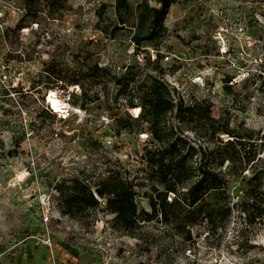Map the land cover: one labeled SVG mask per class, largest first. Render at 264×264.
I'll use <instances>...</instances> for the list:
<instances>
[{
    "label": "rangeland",
    "instance_id": "obj_1",
    "mask_svg": "<svg viewBox=\"0 0 264 264\" xmlns=\"http://www.w3.org/2000/svg\"><path fill=\"white\" fill-rule=\"evenodd\" d=\"M141 1L129 0L134 9ZM62 2L35 0L29 10L26 0H0V264H264V213L250 224L240 217L245 185L229 163L218 171L228 180L235 212L210 235L197 225L187 241L159 220L128 235L113 227L103 199L80 220L63 215L58 183L77 176L96 183L110 171L130 176L138 204L150 210L143 149L150 137L119 134L99 100L88 110L75 106L70 93L80 88L63 89L43 73L52 58L115 71L128 64L152 70L160 58L164 73L153 74L177 99L204 103L217 125L250 141L240 156L255 159L243 176L260 173L256 202L264 208V0H177L162 41L142 48L132 40L135 10L120 15L116 0ZM50 102L56 115L42 113ZM178 132L196 150L212 145L204 123ZM14 137L23 138L20 146ZM220 137L231 139L219 133L215 140Z\"/></svg>",
    "mask_w": 264,
    "mask_h": 264
},
{
    "label": "trees",
    "instance_id": "obj_2",
    "mask_svg": "<svg viewBox=\"0 0 264 264\" xmlns=\"http://www.w3.org/2000/svg\"><path fill=\"white\" fill-rule=\"evenodd\" d=\"M34 1L26 0L29 10ZM44 1L47 5L63 3L62 0ZM176 1L142 0L134 9L129 0H116L120 15H133V10L136 12V32L132 40L137 48L162 41L167 31V15ZM102 30L108 32L107 28ZM159 60L157 58V66L152 70L147 64H128L121 71L98 62L86 61L71 67L52 58L45 63L43 73L47 82L61 83L66 90L71 86L80 88L79 93H70L73 105L88 110L90 103L99 100L103 110L115 121L119 134L129 132L150 137L143 147L144 177L151 183V192L147 194L150 210L138 204L136 184L130 176L110 171L96 183L78 176L58 183L60 212L80 220L89 211L100 209L103 199V209L113 214L112 225L117 230L135 236L143 223L159 220L190 241L193 227L205 224L210 235L225 227L234 214L228 180L218 171L229 163L231 174L241 176L245 185L244 198L238 209L240 217L243 216L249 224L254 222L264 213L263 206L256 202L263 178L258 171H251L248 177L243 176L255 159L252 156L243 160L240 156L241 150L250 146V141L243 140L244 136L229 126L217 125V119L204 103L189 104L177 99L174 89L164 78L153 74L158 69L164 73ZM100 93L104 101L100 99ZM130 110L138 114L133 115ZM42 111L44 115H56L49 106ZM198 123H204L211 129L212 145L196 150L187 144L178 128L182 125L193 127ZM219 133L231 139L220 137L215 140ZM13 140L18 147L23 138L14 137ZM197 154L199 161L194 162ZM240 247L251 246L243 243Z\"/></svg>",
    "mask_w": 264,
    "mask_h": 264
},
{
    "label": "bare ground",
    "instance_id": "obj_3",
    "mask_svg": "<svg viewBox=\"0 0 264 264\" xmlns=\"http://www.w3.org/2000/svg\"><path fill=\"white\" fill-rule=\"evenodd\" d=\"M50 103H51V102H50ZM51 104H52V103H51ZM53 104H56L55 101L53 102ZM53 104H52V106H53ZM53 107H54V106H53ZM54 108H55V107H54Z\"/></svg>",
    "mask_w": 264,
    "mask_h": 264
},
{
    "label": "built area",
    "instance_id": "obj_4",
    "mask_svg": "<svg viewBox=\"0 0 264 264\" xmlns=\"http://www.w3.org/2000/svg\"><path fill=\"white\" fill-rule=\"evenodd\" d=\"M4 78H5V75H4ZM52 106V105H51Z\"/></svg>",
    "mask_w": 264,
    "mask_h": 264
}]
</instances>
